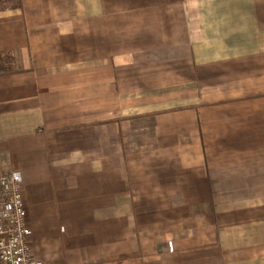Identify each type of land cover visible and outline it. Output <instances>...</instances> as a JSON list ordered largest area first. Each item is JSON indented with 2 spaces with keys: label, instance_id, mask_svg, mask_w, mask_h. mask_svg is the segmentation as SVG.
<instances>
[{
  "label": "crops",
  "instance_id": "crops-1",
  "mask_svg": "<svg viewBox=\"0 0 264 264\" xmlns=\"http://www.w3.org/2000/svg\"><path fill=\"white\" fill-rule=\"evenodd\" d=\"M0 164L37 264H264V0L0 9Z\"/></svg>",
  "mask_w": 264,
  "mask_h": 264
},
{
  "label": "built area",
  "instance_id": "built-area-1",
  "mask_svg": "<svg viewBox=\"0 0 264 264\" xmlns=\"http://www.w3.org/2000/svg\"><path fill=\"white\" fill-rule=\"evenodd\" d=\"M23 177L0 164V264H37L29 239Z\"/></svg>",
  "mask_w": 264,
  "mask_h": 264
},
{
  "label": "rangeland",
  "instance_id": "rangeland-1",
  "mask_svg": "<svg viewBox=\"0 0 264 264\" xmlns=\"http://www.w3.org/2000/svg\"><path fill=\"white\" fill-rule=\"evenodd\" d=\"M18 0H0V9L16 5Z\"/></svg>",
  "mask_w": 264,
  "mask_h": 264
}]
</instances>
